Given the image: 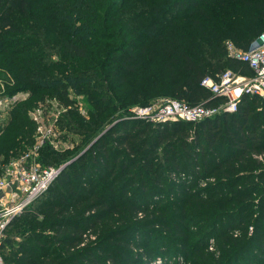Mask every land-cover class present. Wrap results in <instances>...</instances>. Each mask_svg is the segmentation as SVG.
Instances as JSON below:
<instances>
[{
    "label": "trees",
    "instance_id": "trees-1",
    "mask_svg": "<svg viewBox=\"0 0 264 264\" xmlns=\"http://www.w3.org/2000/svg\"><path fill=\"white\" fill-rule=\"evenodd\" d=\"M263 32L264 0H0V67L28 93L0 122V154L34 142L29 112L52 99L71 148L45 144L41 165L100 135L10 221L4 262L264 264V97L194 124L128 115L219 104L201 81L249 75L225 43L246 51Z\"/></svg>",
    "mask_w": 264,
    "mask_h": 264
},
{
    "label": "built area",
    "instance_id": "built-area-1",
    "mask_svg": "<svg viewBox=\"0 0 264 264\" xmlns=\"http://www.w3.org/2000/svg\"><path fill=\"white\" fill-rule=\"evenodd\" d=\"M225 51L227 57L246 64L250 74H236L226 70L216 80L203 79L201 86L208 90L212 97L221 99L219 104L190 106L177 99H164L131 109L129 118L152 123L181 121L194 124L221 113H234L244 96L264 97V32L253 40L246 51L236 48L231 42L225 43ZM14 101L15 96L8 102L7 110L8 105ZM1 106L2 103L0 112L4 110ZM37 109L41 111L40 115L44 119L42 122L47 127H41L37 117L30 115V120L36 125L34 142L21 153L10 155L7 160L0 158V246L10 221L48 189L62 167L43 166L39 162L41 148L51 143L52 138L59 132L54 125L56 120L50 124L52 118H47L41 107ZM0 264H6L1 254Z\"/></svg>",
    "mask_w": 264,
    "mask_h": 264
},
{
    "label": "rangeland",
    "instance_id": "rangeland-1",
    "mask_svg": "<svg viewBox=\"0 0 264 264\" xmlns=\"http://www.w3.org/2000/svg\"><path fill=\"white\" fill-rule=\"evenodd\" d=\"M54 58H56V57L54 56ZM10 79L11 78L8 75V73L6 71L2 70V67H0V104L2 103L1 109H4L5 110V111L4 110L1 111L2 113L0 112L2 114L1 120H5L6 119L9 110L12 109V106L15 103L22 102L28 96V93H26V92H14L13 91V88H14L15 85L13 84V81H11ZM7 85L9 86L8 88H7ZM13 96H15L16 101L10 103L8 105V110H7L6 109V106H7L8 102L10 101L11 97H13ZM71 98L75 101V103H73V106H75V108L76 107H79L80 110L83 112L84 105L82 103V96L75 97V96L71 95ZM39 107H41L43 109V112L45 113V116L47 118H49V117L52 118V120L49 121L50 124H52L54 122V120H57L56 118H58L60 116V114L62 112H64V109L61 106H59L58 105V102L57 101H54V99H52L51 101H46L43 104H38L36 106V108L34 107L29 112V119H30V115L31 116H34V117H37L38 122L41 123V127H44L45 125L42 122L44 119L40 115L42 113H41V111L39 109H37ZM140 107L141 106H133L131 108L132 109H136V108H140ZM34 125H35V123H34ZM45 127H47V126H45ZM35 131H36V128H35ZM56 131L59 132L58 129H56ZM35 137H36V135H35ZM63 137H64V133L59 132L58 134H56L52 138V141H51V143H49V145L52 144L50 146L54 150H63V149L71 148V142L69 143V141L71 139L69 140V138L67 137L66 139L63 140ZM72 139L74 140V142L76 141V137L75 136L72 137ZM19 153H21V152H19ZM19 153H17V154H19ZM17 154H14V155H17ZM10 155H12V154H10ZM10 155L8 154V156H6L4 154H0V158H2L3 160H7V159H9L8 157H10ZM213 247L214 246H212L211 247L212 249L210 248L209 250H214Z\"/></svg>",
    "mask_w": 264,
    "mask_h": 264
},
{
    "label": "water",
    "instance_id": "water-1",
    "mask_svg": "<svg viewBox=\"0 0 264 264\" xmlns=\"http://www.w3.org/2000/svg\"><path fill=\"white\" fill-rule=\"evenodd\" d=\"M110 128V126L108 127V128H106V130L105 131H107L108 129ZM104 131V132H105ZM103 132V133H104ZM100 137V135L98 136V137H96L90 144H89V146L87 147V148H89L98 138ZM87 148L85 149V150H83V152H81L79 155H77L76 157H74L71 161H69L67 164H69V163H71V162H73L74 160H76L82 153H84L86 150H87ZM67 164H65L64 166H62L61 168H60V172L62 171V169L67 165ZM59 172V173H60Z\"/></svg>",
    "mask_w": 264,
    "mask_h": 264
}]
</instances>
